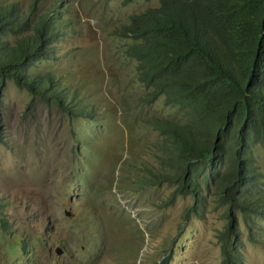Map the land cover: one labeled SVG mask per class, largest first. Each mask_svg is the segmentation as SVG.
<instances>
[{"label":"rangeland","instance_id":"374dc122","mask_svg":"<svg viewBox=\"0 0 264 264\" xmlns=\"http://www.w3.org/2000/svg\"><path fill=\"white\" fill-rule=\"evenodd\" d=\"M13 1L31 18L52 7L61 15L55 56L34 69L58 76L84 110L71 116L11 78L0 88V264H163L166 253L165 264H221L227 218L215 195L205 192L203 209L186 216L191 194L169 201L174 183L139 181L162 170L147 119L181 111L144 100L137 61L115 29L159 0ZM256 159L264 203L262 144ZM257 220L258 241L237 223L246 264H264Z\"/></svg>","mask_w":264,"mask_h":264},{"label":"trees","instance_id":"16d2710c","mask_svg":"<svg viewBox=\"0 0 264 264\" xmlns=\"http://www.w3.org/2000/svg\"><path fill=\"white\" fill-rule=\"evenodd\" d=\"M60 16L52 7L31 18L16 1L0 3V88L11 78L77 116L84 106L73 103L76 95L50 70L34 69L55 56L64 33ZM115 33L137 61L144 100L162 97L181 111L180 118L147 119L158 135L153 146L162 170L149 168L154 177L139 181L174 183L169 201L191 194L186 216L203 209L206 193L215 195L227 218L221 264H246L238 220L258 241L257 217L264 216L256 159V146H264V0H159L130 14Z\"/></svg>","mask_w":264,"mask_h":264}]
</instances>
